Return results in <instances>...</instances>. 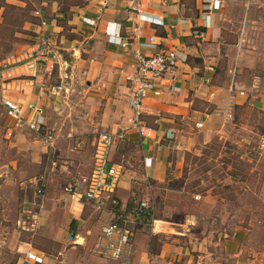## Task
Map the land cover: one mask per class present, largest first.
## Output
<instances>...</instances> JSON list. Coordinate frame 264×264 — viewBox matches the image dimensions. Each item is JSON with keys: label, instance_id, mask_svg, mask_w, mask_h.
Wrapping results in <instances>:
<instances>
[{"label": "crops", "instance_id": "1", "mask_svg": "<svg viewBox=\"0 0 264 264\" xmlns=\"http://www.w3.org/2000/svg\"><path fill=\"white\" fill-rule=\"evenodd\" d=\"M3 2L26 5L24 0ZM33 7L31 21L22 25L29 31L31 42L28 51L17 58L41 53L50 61L56 53L69 63L71 84L78 93L71 100L41 95L25 66H14L3 73L25 85L16 94L25 120L38 118L55 138L52 145L45 144L34 131L19 127L0 103V195L12 186L22 192L27 183L43 184L48 172H55L58 166L68 174L64 176L85 189L84 181L90 176L84 175L92 173L95 164L97 135L117 133L130 125L126 77L132 72L130 64L136 49L145 54H155L161 48L175 49L179 62L173 85L177 89L145 101L143 117L156 129L154 137L142 138L136 131H129L112 150L111 163L121 171L114 195L120 207L146 199L153 203V184L164 185L170 179V158L178 146L185 147L177 150L179 156L181 150L190 151L197 143L224 134L226 125L237 123L242 112L251 107L264 110V77L257 72L259 62L264 61V0H37ZM0 9L1 17L5 7ZM118 34L128 43L126 47L109 41L110 35ZM150 42L155 46L148 47ZM61 72L64 69L44 78L54 83ZM168 131L173 138L166 136ZM177 165L178 178L185 179V190L184 164L179 161ZM139 184L148 189L141 200L135 198ZM196 193L193 196L199 199ZM56 200L47 199L37 208L34 233L14 229L9 238V226L4 223L7 215H0L4 221L0 222V235L6 236L4 243L15 252L11 261L0 259L2 264H25L28 251L41 255V264H46L43 239L38 237L53 238L57 248L58 236L73 237L71 221L79 223L81 213L73 204L74 217H61ZM111 220L112 213L103 211L101 223L93 230L99 231ZM188 222L192 223L182 229L166 225L162 235L174 238L164 242L155 238L153 243L140 224L136 253L129 264H224L214 254L219 246L225 261L230 256L233 264H248L243 254L249 231L237 229L225 235L221 243L212 244L207 243L206 236L197 239L189 227L193 221ZM262 222L264 225V219Z\"/></svg>", "mask_w": 264, "mask_h": 264}, {"label": "rangeland", "instance_id": "2", "mask_svg": "<svg viewBox=\"0 0 264 264\" xmlns=\"http://www.w3.org/2000/svg\"><path fill=\"white\" fill-rule=\"evenodd\" d=\"M36 1L24 0L26 5L21 7L16 4L4 5L3 0H0V8L5 7L0 17V62L10 58L12 62L13 58L28 51L30 33L24 30L22 25L24 21H31L30 11L34 9L33 3ZM259 65V77H264V61H260ZM224 132L214 136L207 143H197L190 151L181 150L179 156L177 150L185 147L178 146L170 158V169H173L169 174L170 179L164 185L153 184L155 197L152 198V204L156 217L170 223H164V226L182 229L184 224L192 223L188 222L191 220V232L197 239L201 236L208 237L207 243H221L225 235L232 234L237 229L249 231L243 254L246 262L264 264V110L251 107L242 112L237 123L227 124ZM179 161L183 162L182 170L186 172L188 184L185 183V190V179L183 176L178 178ZM61 171L64 170H60L59 166L55 172L49 171L45 182L38 185L44 189L42 196L37 194L38 186L31 183H27L22 192H18V186H12L0 195V215L5 213L8 218L7 221L0 222L9 226V238L14 229L34 233L35 229L24 230V225L19 224L21 215L23 214L25 220L27 217L37 216V208L40 209L42 203L47 199L56 198V209L61 217L65 216L67 220L74 217L72 205L76 204L75 210L80 211L81 219L79 223H74L76 230L72 238L70 235L58 236V248L53 244V238L38 237L43 239L46 264H115L97 257L92 252V243L99 232H95L93 228L101 223L103 211L108 212L113 206L109 204L110 201H106L102 208L98 209L95 203L73 198L64 189L76 180L67 178L64 175L68 174ZM90 174L85 173L84 176L89 177ZM135 191V198L141 200L146 197L148 189L139 184ZM194 192L199 194V199H195ZM139 228H143L152 243L155 238H158L159 242L171 241L174 238L172 235H168L166 239L164 235H152L146 222ZM79 236L83 238L82 243H77ZM5 238V235H0V259L11 261L15 258V252L4 243ZM73 240L76 243L72 242ZM72 247L76 248L71 250ZM154 247L157 248L156 243ZM222 252L219 246L214 254L220 257L224 264H233L230 256H227L229 260L225 261L226 256Z\"/></svg>", "mask_w": 264, "mask_h": 264}, {"label": "built area", "instance_id": "3", "mask_svg": "<svg viewBox=\"0 0 264 264\" xmlns=\"http://www.w3.org/2000/svg\"><path fill=\"white\" fill-rule=\"evenodd\" d=\"M109 41L122 47L128 45L119 34L110 35ZM155 44L150 42L147 46L153 47ZM43 55L41 53L27 54L23 55L22 58L13 59L12 62H3L0 71V103L6 115L15 119L19 127L29 128L39 135L45 144L52 145L55 136L51 131L44 129L41 120L34 118L27 121L23 116V109L16 98V94L22 92L25 86L24 83L13 81L11 75L6 76L3 74L14 66H25L28 68V74L39 85L41 95L52 98L73 99L78 91L71 84L72 76L68 72L69 63L56 53L52 54L50 61L42 58ZM178 62L179 58L175 49L161 48L155 54H145L139 49L133 51L130 64L132 72L126 77L130 89L128 104L132 111L130 125L117 133L100 132L95 143V164L90 177L84 181L86 184L85 189L82 191L78 184H69L64 189L73 198L77 197L78 200L82 199L95 203L98 209L102 208L104 202H112L113 209L110 210L112 220L102 225L92 243V252L101 259L122 264L131 263L136 253V233L138 226L142 223L149 224L152 235L166 233L165 222L156 217V210L151 203V199L141 200L130 211L126 207L118 205L114 195L121 171L119 166L111 163V154L116 144L126 139V134L129 131H136L142 138L154 137L156 129L149 126L143 117L144 104L146 99L151 96L159 97L165 91L172 92L177 89L173 85V81L176 77ZM60 69H64V72H61L58 81L50 83L45 80V74L53 77L56 72H60ZM240 93L245 94L244 92ZM228 116L232 117V113L228 112ZM166 136L170 139L174 137L171 131H168ZM37 194L43 195L44 189L38 188ZM142 214L147 215V217L143 218ZM19 224L24 225V230H34L36 215L31 218L27 217L25 220L22 214ZM43 262L44 258L38 253L34 251L26 253L25 264H41ZM144 264L149 263L144 262Z\"/></svg>", "mask_w": 264, "mask_h": 264}, {"label": "trees", "instance_id": "4", "mask_svg": "<svg viewBox=\"0 0 264 264\" xmlns=\"http://www.w3.org/2000/svg\"><path fill=\"white\" fill-rule=\"evenodd\" d=\"M134 206H135V203H129L128 205H127V210L128 211H130V210H132L133 208H134ZM142 217L143 218H146L147 217V215H145V214H142ZM74 223H75V221H72V224H71V226H72V232L74 233ZM157 237V236H156ZM110 262H113V261H110Z\"/></svg>", "mask_w": 264, "mask_h": 264}, {"label": "bare ground", "instance_id": "5", "mask_svg": "<svg viewBox=\"0 0 264 264\" xmlns=\"http://www.w3.org/2000/svg\"><path fill=\"white\" fill-rule=\"evenodd\" d=\"M80 240H83V238L79 236L78 237V243H81Z\"/></svg>", "mask_w": 264, "mask_h": 264}]
</instances>
